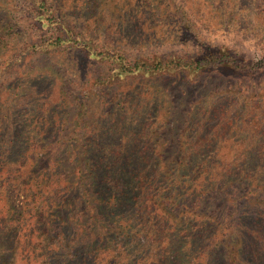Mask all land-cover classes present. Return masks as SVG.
I'll return each mask as SVG.
<instances>
[{
  "label": "trees",
  "instance_id": "obj_1",
  "mask_svg": "<svg viewBox=\"0 0 264 264\" xmlns=\"http://www.w3.org/2000/svg\"><path fill=\"white\" fill-rule=\"evenodd\" d=\"M30 1L46 36L24 50L0 1V264H264V95L196 89L264 59L206 43L195 20L224 32L264 0ZM190 30L198 54H125ZM91 61L107 74L87 78ZM170 84L195 88L179 128Z\"/></svg>",
  "mask_w": 264,
  "mask_h": 264
},
{
  "label": "rangeland",
  "instance_id": "obj_2",
  "mask_svg": "<svg viewBox=\"0 0 264 264\" xmlns=\"http://www.w3.org/2000/svg\"><path fill=\"white\" fill-rule=\"evenodd\" d=\"M2 3L8 7L10 13L19 21V25L22 29L23 34L25 35L21 40V49L24 50L25 46L29 45L31 42L38 41L44 36H46V30H39L34 22L31 19L27 18V14L30 13L29 7L31 6L30 0H0ZM50 2V0H47ZM174 2L181 6L183 3H186L187 6L193 8V0H174ZM215 1H213V4ZM192 4V5H191ZM263 3L256 4L255 1L253 5H250L251 11H255L259 13V10H262ZM250 13L249 16L243 17L240 16V13H236L238 19H236L237 27H234V23L232 21H227L226 25L228 28H225L224 32H215L211 30L204 22L199 19V21L195 18L199 25V29H203L201 35L203 37H207L206 43L217 47L218 49H222L225 51H229L238 59H242L245 61H259L260 59H264V29L262 25H264V14H256ZM79 30V28H78ZM193 32L191 30L188 33H185L184 39H180L177 45L172 46L169 44H160L157 46L147 47L141 50L134 47H128L126 49L127 53H125L129 59H133L135 56L143 55L144 58L148 59L149 62H154L155 59L160 58L162 56H191L200 53L201 47H197L195 42V38L191 40ZM196 32H194L195 34ZM201 43V42H200ZM100 46H103L100 43ZM35 55H31L30 57V66L29 68L34 67H42L47 64L45 63H53V58L48 57L47 55H41L39 57H34ZM107 68L102 63H98L97 61H91L88 64L86 72L87 78L98 76L99 74H103L107 72ZM107 74V73H106ZM202 82L199 83L196 89L199 91V95L201 93H205L206 91H217L219 93H225L228 89H237L243 90L250 95H255L262 93L264 95V70H260L258 73H253L251 75L244 76H218V75H202L199 77ZM169 83H179L181 81L175 79H169ZM69 82H65L63 84L64 90L66 91L68 96H71L77 90V85H70ZM167 84L165 83V87ZM174 85L170 84L168 87L170 88L171 95L173 98V108L172 115L175 112V109L182 111L181 115H179L178 123L176 120H170L169 128H179L181 127L180 119L185 113L187 106L183 103H188L187 97H190V100L195 98L193 92L195 88L190 86V89L186 91H190V96L183 98L180 95L179 89L171 88ZM198 95V92H197ZM177 119V117H176Z\"/></svg>",
  "mask_w": 264,
  "mask_h": 264
}]
</instances>
